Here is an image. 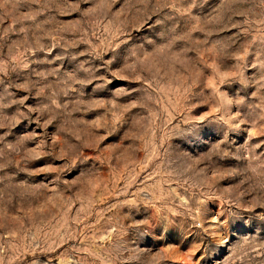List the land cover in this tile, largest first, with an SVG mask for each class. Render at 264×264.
<instances>
[{"label":"rangeland","instance_id":"374dc122","mask_svg":"<svg viewBox=\"0 0 264 264\" xmlns=\"http://www.w3.org/2000/svg\"><path fill=\"white\" fill-rule=\"evenodd\" d=\"M0 264H264V0H0Z\"/></svg>","mask_w":264,"mask_h":264}]
</instances>
